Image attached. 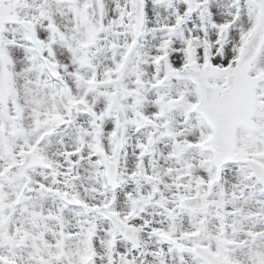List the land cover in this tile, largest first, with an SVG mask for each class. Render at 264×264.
I'll return each instance as SVG.
<instances>
[{
    "label": "snow or ice",
    "instance_id": "snow-or-ice-1",
    "mask_svg": "<svg viewBox=\"0 0 264 264\" xmlns=\"http://www.w3.org/2000/svg\"><path fill=\"white\" fill-rule=\"evenodd\" d=\"M0 264H264V0H0Z\"/></svg>",
    "mask_w": 264,
    "mask_h": 264
}]
</instances>
